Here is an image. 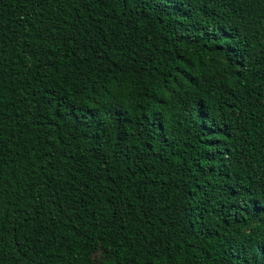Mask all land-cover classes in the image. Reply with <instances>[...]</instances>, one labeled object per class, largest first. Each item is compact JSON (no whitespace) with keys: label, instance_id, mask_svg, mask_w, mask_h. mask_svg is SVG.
<instances>
[{"label":"trees","instance_id":"1","mask_svg":"<svg viewBox=\"0 0 264 264\" xmlns=\"http://www.w3.org/2000/svg\"><path fill=\"white\" fill-rule=\"evenodd\" d=\"M0 264H264V0H0Z\"/></svg>","mask_w":264,"mask_h":264},{"label":"rangeland","instance_id":"2","mask_svg":"<svg viewBox=\"0 0 264 264\" xmlns=\"http://www.w3.org/2000/svg\"><path fill=\"white\" fill-rule=\"evenodd\" d=\"M100 258V254H97L96 257H95V261L97 262Z\"/></svg>","mask_w":264,"mask_h":264}]
</instances>
